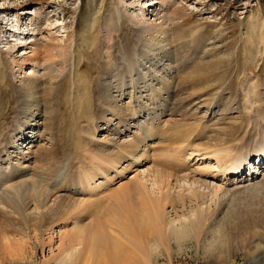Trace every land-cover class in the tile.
I'll list each match as a JSON object with an SVG mask.
<instances>
[{
	"label": "bare ground",
	"instance_id": "bare-ground-1",
	"mask_svg": "<svg viewBox=\"0 0 264 264\" xmlns=\"http://www.w3.org/2000/svg\"><path fill=\"white\" fill-rule=\"evenodd\" d=\"M117 1L122 18L110 28H122L123 21L128 31L121 41L112 33L102 35L110 43L107 61L90 82L78 72L76 34L62 43L46 24L48 18L31 21L32 30L49 38L45 43L44 36L35 39L30 56L18 61L20 76L4 89L12 108L0 117V260L5 254L24 259L33 237L53 226L66 227L70 218L75 223L77 211L90 214L101 202L96 217L61 232L59 264H157L162 249L172 256L192 241L206 254L231 257L233 246L250 254L248 248L264 233V60L262 68H251L258 76L248 93L227 91L237 83L239 51L214 56L210 42L202 46L194 36L180 40L170 26L178 9L173 0L140 3L141 12L168 4L157 10V22L149 21L146 12L128 14L130 2ZM5 18L0 22L7 25ZM259 33L264 53V27ZM26 60L33 63L24 73ZM210 71L220 73L213 82L206 77ZM227 93L230 99L217 112ZM84 103L94 106L82 107L79 118ZM62 105L71 114L70 130L78 133V142L70 138L59 161L64 148L52 130L66 112ZM233 109L240 116H229ZM152 141L165 146V158L159 169H142L152 158ZM196 156L217 167L187 172ZM130 170L135 174L110 189L105 201L90 200L96 188ZM88 193L89 200L82 197Z\"/></svg>",
	"mask_w": 264,
	"mask_h": 264
},
{
	"label": "rangeland",
	"instance_id": "rangeland-1",
	"mask_svg": "<svg viewBox=\"0 0 264 264\" xmlns=\"http://www.w3.org/2000/svg\"><path fill=\"white\" fill-rule=\"evenodd\" d=\"M34 1L35 0H0V20L4 17L9 20L7 25L0 22V60L3 62V64L0 65V117H6L12 108L8 93H6L4 89L5 86H10L16 82L15 80L20 76L21 69H19L18 61L21 59V56H30L31 50L35 46V39H41L40 37L44 36L45 38H42V41L45 43L46 39L49 38V33L40 34L42 30H32L31 21L38 20L39 22H43L45 17L48 18L45 21L46 24L48 23L50 28H53L51 29V32L54 34L55 39L62 41V43L63 40L70 35L73 36L76 34V51L78 52L79 58L77 68L84 82L85 80H88L89 82L94 81L97 76L96 72L99 71L105 61H107V52L105 50L108 49L106 47H109L110 43L108 40H104L102 35H110L112 33L115 40L121 41L125 38L128 31L127 26H129V23H123V21L120 23L123 26L122 28L119 26L117 29L110 28L112 26L115 27L118 21L122 18L120 13L122 11L118 8L117 0H40L39 4L29 5ZM128 1L131 4L130 6L125 7L128 14L143 17L140 13L143 14L146 12V14L148 13L147 18L149 21L154 22H157L158 17L161 15L157 10L160 9L163 11V8L168 5L165 4L160 8L158 5L146 6V11L144 10V12H141L139 5L144 2L143 0ZM151 1L154 3L158 0ZM173 2L178 9L176 10V19L173 17L170 26L175 32L181 35L180 40L189 39L194 36L198 39L197 41H200V45L202 46H205L206 43L210 42L216 47V51L212 53L214 56L223 55L224 57H230L235 51H239L241 60L239 61L238 70H236V73L238 74L236 76L237 83L227 91L238 89L240 93L242 91H244V94L248 93L250 84L254 82L256 76H258L252 73V66H257V64H259V67L257 68H262L263 66V47L262 44L258 42V39H260L259 31L264 27V0H173ZM142 7L144 6L142 5ZM127 13L126 15H128ZM90 22H94V25L91 28L87 27V24ZM44 25L45 24L42 23V27ZM33 32H37L38 34L33 36ZM88 44H90V48L87 47ZM252 46H254L253 49ZM42 48L45 50L44 46H42ZM114 48L115 46H112L109 49L111 53L115 52ZM100 51H103V54H101ZM249 51L251 52L248 53ZM13 59L16 60L15 63H13ZM29 63L32 64L33 62L26 60L22 64V72L26 73L28 71L30 67ZM241 71H243V73H240ZM260 72L258 74H260ZM219 74L218 71H210L207 73L206 77L208 79L211 78V82H213L218 78L217 76ZM88 81L86 83H89ZM64 89L65 86L62 85L60 94L63 96L65 95ZM229 99L230 96L227 93L223 100H221L216 111L220 112L223 108L221 105ZM84 104H80L81 106L79 105L80 109L78 108V117L79 115L82 116L84 108L90 110L94 106V103H92L93 105L85 104L86 106ZM87 105L89 107H87ZM174 105L180 106V103L175 102ZM62 109H66V112L63 116L60 115L58 118L60 125L57 124L58 122L56 120L55 125L58 126V129L52 130L53 134L55 136L57 135L59 142L63 144V147L61 148H64V152L61 151L58 155L59 161L63 160L64 155L68 152L66 147L69 145L68 142L70 138L74 139L76 143L78 142V133L75 130H70L72 123L70 118L71 114L69 110L67 111V106L62 105ZM238 111L239 110L233 109L231 113H229V116H240ZM243 112L245 114L247 113L246 110H243ZM40 114L43 117L44 113L40 111ZM164 118L168 119L169 117ZM52 131H50L49 134ZM26 135H31V131L26 130ZM44 141L45 143H48L47 138H45ZM152 143L153 141L151 142V146ZM26 144L27 143H24L23 145ZM153 144L155 146L153 145V147H150V153H153L151 156L152 158L141 167L142 169L151 166L153 167V165L159 169L160 165H157V163L165 158V146L161 144ZM74 152L77 153L78 151L74 150ZM197 159H199V157H194L189 165H186L188 168L187 172L202 169L205 165H210V167L213 165V167H217L213 160H207L206 162L201 163L202 160ZM76 163L77 162L73 163L72 167L74 164L77 165ZM258 168L259 165L256 166L255 171ZM259 172L260 169L257 173L259 174ZM134 174V170H130L125 173L121 179H115L112 180V182L109 181V184L105 182L106 184H103L101 188H96L91 196L90 193H88L82 197H92L91 199L89 197L88 200H93L98 197L101 201H105V196H108L107 194L110 189L118 187L120 183L130 179ZM103 180L105 181V178H103ZM182 184H184L185 188L190 187L185 182H181V185ZM177 189L178 187L175 188V190ZM101 204L100 206L102 207ZM100 206L90 208V214L84 213L79 215V212L77 211L73 216L75 218V223H85L91 216L92 218L96 217L100 211H102V209H99ZM95 212L96 214L94 215L93 213ZM167 212L169 213V216L173 213L170 207H168ZM75 223L72 222V219L70 218L67 223H65L66 227H63V224L62 226H53L52 229L46 231L41 237L32 238L33 243H30L27 248V253H25L24 259H16L5 254L2 257L3 261L0 260V262H2L0 264H59L55 258L61 249L60 246L63 247V244H60L59 240L61 232H63L64 229L68 230L75 227ZM255 241L248 248L249 253L251 252L250 254H247L241 247H238L237 249H235L234 246L233 248L231 247V257L224 256L225 252H222L221 255L218 254L219 256L209 253L206 254L203 249L192 241L183 251L178 252V254H173L172 256H169V253H167L165 249H162V256L159 257L156 263L264 264V233L260 232ZM172 250L174 251L175 249Z\"/></svg>",
	"mask_w": 264,
	"mask_h": 264
}]
</instances>
